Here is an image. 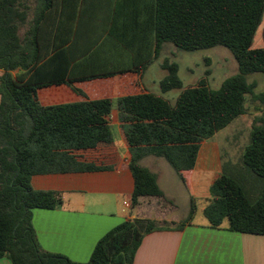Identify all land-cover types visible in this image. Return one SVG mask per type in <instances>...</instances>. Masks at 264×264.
Returning <instances> with one entry per match:
<instances>
[{
	"label": "trees",
	"instance_id": "1",
	"mask_svg": "<svg viewBox=\"0 0 264 264\" xmlns=\"http://www.w3.org/2000/svg\"><path fill=\"white\" fill-rule=\"evenodd\" d=\"M136 1L111 4L109 36L103 41L97 38L89 47L95 48L90 59L100 51L108 52V57L104 63L95 60L81 81L121 82L120 119L128 124L125 135L134 152L133 207L149 199L159 201V211L175 207L160 189L156 174L141 164L145 156L164 158L178 173L194 169L203 143L246 115L248 97L253 96L262 108L242 162L261 179L258 199L250 198L255 191L247 189L241 171H226L212 186L203 215L213 228L227 223L230 231L264 236V93L256 94V84L248 82L250 75L264 74V0ZM56 9L69 20L71 9L84 15L85 4L0 0V69L5 71L0 77V259L13 264H134L145 235L190 223L198 210L194 199L184 222L138 217L122 223L99 241L88 263L44 251L34 229V209L54 210L63 200L59 193L34 190L31 178L83 167L77 165L76 156L108 150L114 141L108 119L114 99H90L76 89L79 102L40 101L41 90L64 84L67 78H81L73 76L72 61L56 60L57 50L72 42L71 36L55 37ZM28 23L31 27L23 36ZM168 43L187 52L225 47L239 71L218 90L203 79L183 90L172 104L142 85L144 74ZM18 68L27 74L14 77L11 72ZM162 68L167 71L161 81L163 94L183 89L179 65L165 59ZM61 154L73 161L72 166L60 163ZM93 161L86 168H100Z\"/></svg>",
	"mask_w": 264,
	"mask_h": 264
},
{
	"label": "crops",
	"instance_id": "2",
	"mask_svg": "<svg viewBox=\"0 0 264 264\" xmlns=\"http://www.w3.org/2000/svg\"><path fill=\"white\" fill-rule=\"evenodd\" d=\"M65 1L70 6L76 3L85 4V13L77 15L71 9V18L64 20L58 14V9L55 10V37L66 39L71 36L72 39L71 43L57 50L55 57L57 62L72 61L73 76L81 78H67L64 84L41 90L40 101L44 105L79 102L82 98L76 89L82 90L90 99H114L115 108L108 119L113 135L120 137L124 150L119 149L113 141L108 145V150L76 156L77 165L83 167L62 169L31 178L34 190L59 193L63 200V205L54 210L33 211V225L42 249L65 256L75 263H88L99 241L122 223L138 217L155 219L158 222H184L190 215L194 199L198 210L190 223L180 228H159L145 235L134 264H264V236L230 231L227 223L221 228H213L203 215L208 204L205 201L212 198V186L226 172L224 161L217 149L205 151L202 147L196 167L179 173L164 158L145 156L141 164L156 174L160 189L175 207L168 206L159 211L162 205L154 199L146 200L137 208L133 207L135 178L130 163L134 152L125 135L128 124L120 119L118 100L123 96L121 82L118 78L81 81L88 75V69L93 67L95 60L104 63L105 57H108V52L100 51L96 57L90 59L89 56L95 48L91 50L93 48L89 47L97 38L102 37L103 41L109 36L111 4H134L137 1ZM59 2L63 0H57ZM30 19L32 21L33 15ZM30 24L22 29L23 36L29 31ZM73 42L75 46H72ZM165 46L163 51L168 48ZM159 60L160 58L155 60L145 74ZM163 61L162 59L160 63L161 68ZM27 72L18 68L11 74L21 77ZM4 74L5 71L0 69V77ZM144 77L142 85L152 91ZM93 160L100 168H86ZM60 163L72 166L73 161L61 154ZM127 201L132 203L131 208L125 206ZM182 209L187 216H179ZM198 215L204 219L195 222ZM0 264L13 263L10 259L3 258L0 259Z\"/></svg>",
	"mask_w": 264,
	"mask_h": 264
},
{
	"label": "rangeland",
	"instance_id": "3",
	"mask_svg": "<svg viewBox=\"0 0 264 264\" xmlns=\"http://www.w3.org/2000/svg\"><path fill=\"white\" fill-rule=\"evenodd\" d=\"M166 45L165 47L168 48L162 52L159 63H154L147 74H145L144 80L154 94L163 96L172 104L176 103L183 90L198 85L203 79L207 81V85L211 89L218 90L225 80L236 75L239 71L236 59L231 51L225 47L187 52L176 48L173 44L168 43ZM162 59H169L171 62L179 65V76L183 82V89L163 94L160 82L167 71L165 72L160 66ZM208 71L210 74H207ZM248 82L256 84V94L264 93V74L250 75ZM247 106L248 113L246 115L238 118L229 127L216 134L214 138L204 142L201 148L203 147L205 151L217 149L224 161L226 171L232 174L236 173V171H241L244 175L241 176V179L244 180L243 182L247 189L249 188L250 192L255 191L253 194L251 193L252 196L250 195V198L255 201L258 199L260 191V184L257 181L259 182L261 179L244 167L242 155L245 148L250 144L252 127L256 117L261 114L259 109L262 108V104L259 101H255L253 96H249ZM119 138L117 135H114V143L123 151L124 147L120 143ZM178 214L179 216H187L184 209ZM202 219L204 218L198 215L195 218V222H200Z\"/></svg>",
	"mask_w": 264,
	"mask_h": 264
},
{
	"label": "built area",
	"instance_id": "4",
	"mask_svg": "<svg viewBox=\"0 0 264 264\" xmlns=\"http://www.w3.org/2000/svg\"><path fill=\"white\" fill-rule=\"evenodd\" d=\"M125 206H126L127 208H131L132 203L127 201V202L125 203Z\"/></svg>",
	"mask_w": 264,
	"mask_h": 264
}]
</instances>
